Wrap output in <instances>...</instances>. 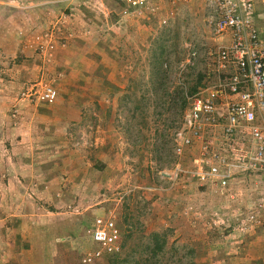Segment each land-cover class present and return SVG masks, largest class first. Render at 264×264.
Listing matches in <instances>:
<instances>
[{
	"label": "rangeland",
	"instance_id": "374dc122",
	"mask_svg": "<svg viewBox=\"0 0 264 264\" xmlns=\"http://www.w3.org/2000/svg\"><path fill=\"white\" fill-rule=\"evenodd\" d=\"M5 1L13 4L0 3L2 21H7L0 28V137L8 133L0 138V164L6 163L7 155L13 168V151H22L26 174L22 177L37 174L34 188L18 182L26 185L24 192L6 211L20 206V212L34 208L47 213L53 208L74 215L92 207L80 219L72 218L75 231L56 221L51 252L40 245L33 263L84 264L82 256L92 246L87 227L95 216L112 212L123 231L124 248L112 259L105 254L91 264H191L193 257L203 253L193 254L191 239L181 242L177 229L192 233L195 225L198 233L203 226L189 224L184 208L203 197L204 209L214 205L200 195L192 180L180 177L171 187L162 172L173 170L178 161L191 166L190 150L177 157L174 145L189 107L187 92L203 83L208 51L216 45L203 12L184 9L169 26H160L157 20L136 23L128 35L117 28L106 30L104 13L96 6L101 18L95 19L91 10L86 13L93 21L84 22L87 15L75 18L69 12L70 0H55L38 16L39 30L27 29L21 37L19 28L25 22L19 23L18 18L28 20L25 6L36 0ZM79 3L83 11L85 5ZM107 3L116 16L119 1ZM6 11L15 15L12 20H5ZM62 14L71 18L66 28L74 36L83 28L89 30L91 46L86 51L75 44L82 59L67 53L64 60L45 64L30 47L32 35ZM256 14L264 30V3L257 6ZM73 23L78 27L71 28ZM80 39L84 38H76ZM193 44L199 49L196 65L179 76ZM23 62L25 66L17 69ZM85 63L89 65L84 69ZM45 84L57 89L56 100L41 98ZM27 205L30 208L25 210Z\"/></svg>",
	"mask_w": 264,
	"mask_h": 264
},
{
	"label": "built area",
	"instance_id": "2783aa9c",
	"mask_svg": "<svg viewBox=\"0 0 264 264\" xmlns=\"http://www.w3.org/2000/svg\"><path fill=\"white\" fill-rule=\"evenodd\" d=\"M119 1L116 17L107 13L106 30L117 28L128 35L142 21L169 26L184 9L203 12L216 45L208 51L203 83L195 93L187 92L189 107L174 145L177 157L191 151V166L178 161L162 175L171 180V187L180 177L192 180L214 206L204 209L203 197L201 202L186 204L185 214L220 231L229 245L257 244L264 264V30L256 14L264 0ZM69 22V16L62 14L33 33L30 47L45 64L74 37V31L66 28ZM198 56L199 49L191 45L179 76L196 65ZM40 96L54 101L58 91L45 84ZM86 233L92 246L82 256L84 264L122 250L123 231L112 212L95 216Z\"/></svg>",
	"mask_w": 264,
	"mask_h": 264
},
{
	"label": "crops",
	"instance_id": "0c3cea01",
	"mask_svg": "<svg viewBox=\"0 0 264 264\" xmlns=\"http://www.w3.org/2000/svg\"><path fill=\"white\" fill-rule=\"evenodd\" d=\"M55 0H36L32 1L29 5H26L25 7L28 9L25 13L26 15H29L28 20L27 19H19L18 22H25L21 23V28H19V35L26 36L27 29H34V27H39V19L38 16H42V12L46 10L50 5L49 3L54 2ZM79 1L83 2L85 7H83V11L81 8H78L80 6ZM119 1V0H118ZM98 2V4H96ZM0 3L11 5L13 3H10L5 0H0ZM96 3H94L92 0H70L67 6L70 8L69 12L74 13L75 18H80L82 14L87 15L86 12L90 13L91 10L95 13V19L101 18L100 16L102 14L98 13L96 9H94L93 6L97 7V10L104 13L105 19L107 18V13L110 12V8L108 6L107 0H96ZM15 6H20L18 3H14ZM60 6V4H59ZM58 6V8H60ZM6 7V6H4ZM3 6H1V9H4ZM121 7V2L119 1V7L117 10H119ZM10 9V8H8ZM86 9V10H85ZM90 9V10H88ZM106 10V11H105ZM16 11V10H15ZM14 11V12H15ZM7 13L4 14L5 20H12L11 18L15 15L12 13L9 14V11H6ZM16 14V12H15ZM76 14V15H75ZM81 14V15H80ZM2 14L0 13V28L3 24V26L6 25L7 21H2ZM113 16V14H112ZM89 18V16L87 15ZM92 18V16H90ZM70 18V17H69ZM84 19V22L86 21H93V19ZM82 20V19H80ZM71 21V18H70ZM144 21L140 22L143 23ZM259 23V22H258ZM74 24V25H73ZM70 27L76 28L78 27L77 23H73ZM37 30H34L36 32ZM83 30L88 31L85 33H81L80 35H76L72 37L68 42L66 46H59L56 52V57L54 60L61 59L64 60L65 57L64 54H71L72 57H78V59H82L83 55L80 57V53L77 52V48H75V44L81 46L82 50L88 51L87 47H90L89 40L92 38L89 32L86 28H83ZM23 31V34L21 33ZM1 34V29H0ZM84 38L80 40H76V38ZM76 40V41H75ZM63 56V57H62ZM89 60V58L86 59V61ZM88 63L84 64V69L88 67ZM25 66L24 62L20 63L18 67L16 68H23ZM29 75V73L27 74ZM5 130V129H4ZM3 130V131H4ZM8 133L3 134L0 137L1 139H5ZM32 144V142H31ZM34 146V145H33ZM8 150V149H4ZM18 151H13L15 161L14 164H12L13 168H11V165L7 161H9L10 156L7 157L6 155V163L0 164V264H34L33 258L35 256V252L40 248V245L44 248L45 251H50L51 248L50 245L52 244L51 239V230L52 225L55 224L56 221H59L63 228L69 229V226L72 225L73 221L72 218H79L82 216L81 214H84L86 211L92 209L91 206H85L83 210H78L74 213V215H67L71 214L72 211L66 210H58V209H49L46 212H39L35 210L33 207V211L29 212H20V206H18V209L13 210L9 209L6 211L7 207L9 208V205L12 203L14 204L15 201L17 202L21 194L24 192V188L26 187L25 184H29V187L34 188L32 186V182L35 180V177L37 174L35 172H31V175L27 178H23L22 176L26 175L25 171H23L24 168V161L20 160L21 156L19 155ZM5 159V158H4ZM11 162V161H10ZM10 175L17 177V179L13 180L10 178ZM19 175L22 177H19ZM19 178V179H18ZM20 181H24L22 184L23 187H21V184L18 183ZM20 184V185H19ZM25 185V186H24ZM74 185H71L70 189H73ZM21 188V192H17L16 189ZM23 191V192H22ZM68 192V190H67ZM21 193V194H20ZM24 200L21 199V201ZM30 206L27 205L25 208ZM28 208V209H29ZM37 208V207H36ZM26 210V209H25ZM187 218L192 223H202L198 220L197 217H194L192 215H188ZM71 220V224L66 225L67 220ZM94 220V218H93ZM191 224V223H189ZM202 228L197 231L195 225H192V233H188L184 229V227H181L178 230H181L180 233L177 234L176 238L180 239L181 242H190L191 249L190 251L195 253H203L202 255H196L193 257V259L190 261L191 264H262L260 261V250L258 249L257 244L253 243L252 241L248 242L246 245L242 244H227V236H223L220 231H217L215 229H210L209 227L205 226L202 223ZM73 231H75V228L71 226ZM68 230V231H69ZM71 238V237H70ZM206 256V257H205Z\"/></svg>",
	"mask_w": 264,
	"mask_h": 264
},
{
	"label": "trees",
	"instance_id": "16d2710c",
	"mask_svg": "<svg viewBox=\"0 0 264 264\" xmlns=\"http://www.w3.org/2000/svg\"><path fill=\"white\" fill-rule=\"evenodd\" d=\"M116 15H117V14H116ZM113 16L116 17L115 15H113ZM197 89H198V87H193L189 93H190V94H193V93H195V92L197 91ZM97 166H98V165H97ZM97 168H98V167H97ZM123 246H124V239H123L122 249L124 248ZM110 255H111V259H112L113 257H116L118 254L115 255V253H112V254H110ZM140 263H141V262H140ZM140 263H137V264H140Z\"/></svg>",
	"mask_w": 264,
	"mask_h": 264
}]
</instances>
